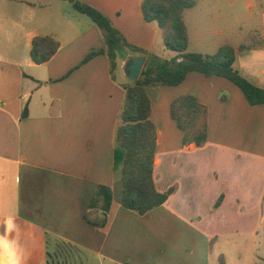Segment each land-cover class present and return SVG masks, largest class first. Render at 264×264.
Here are the masks:
<instances>
[{
	"label": "crops",
	"instance_id": "0c3cea01",
	"mask_svg": "<svg viewBox=\"0 0 264 264\" xmlns=\"http://www.w3.org/2000/svg\"><path fill=\"white\" fill-rule=\"evenodd\" d=\"M79 1L106 15L132 46L176 56L165 49L157 23L145 21L143 0ZM184 20L188 52L211 55L225 44L247 43L254 33L264 39V0H197ZM78 23L56 0H0V32L14 39L9 30H15L26 45L15 57L0 48V236L5 220L15 217L11 239L43 257L54 241L110 264H247L252 246L246 241L264 229V104L251 106L231 81L198 73L151 91L155 186L174 192L144 215L126 209L114 151L131 83L122 70L127 57L118 60L114 76L104 54L73 70L105 47L93 21ZM38 36L60 43L44 64L30 57ZM235 68L264 89V47L239 52ZM188 94L208 109L202 147L184 145L171 117L172 102ZM101 186L111 188L113 201L106 225L97 227L86 217L102 216L99 205L91 209Z\"/></svg>",
	"mask_w": 264,
	"mask_h": 264
},
{
	"label": "trees",
	"instance_id": "16d2710c",
	"mask_svg": "<svg viewBox=\"0 0 264 264\" xmlns=\"http://www.w3.org/2000/svg\"><path fill=\"white\" fill-rule=\"evenodd\" d=\"M70 2L81 14L88 16L100 29L105 47L91 51L73 70L90 62L96 56L107 55L110 72L114 76L119 67L118 50L126 48L133 54L146 56L144 68L136 82L125 86L126 96L119 116L115 137L114 169L122 182L120 203L126 209L144 215L162 206L174 192L157 191L154 181V163L157 151V127L151 119V91L162 86H179L191 73L209 78H225L243 92L251 106L264 104V89H261L235 68L239 52L259 50L264 47V39L259 33L251 35L247 43L237 48L231 44L221 46L215 54L188 52L189 33L184 20L185 12L197 4V0H143L141 10L148 23H157L163 31V44L166 50L176 53L165 59L149 53L127 42L112 21L99 10L79 0ZM60 48V43L50 36H38L32 41L30 57L36 64L50 61ZM172 119L183 132V144L204 146L208 141V109L194 94L176 98L170 109ZM27 116V108L23 117ZM113 201L111 188H98L91 209L100 208L101 217L87 220L104 227ZM222 198L217 202L220 205Z\"/></svg>",
	"mask_w": 264,
	"mask_h": 264
},
{
	"label": "rangeland",
	"instance_id": "374dc122",
	"mask_svg": "<svg viewBox=\"0 0 264 264\" xmlns=\"http://www.w3.org/2000/svg\"><path fill=\"white\" fill-rule=\"evenodd\" d=\"M56 3L57 5L63 6L65 14H68L73 22H80L78 23V27L80 26V28H82L86 22L92 23V20L88 16L79 13L70 2L56 0ZM9 32L12 34L14 33V39L4 31L0 32V48L11 57H15L25 52L26 45L25 41H19V36L16 34L15 30L10 29ZM127 53V49L121 47L117 52L118 60L120 61L126 58ZM246 244L252 246V251L249 249L244 254V259L247 264H264V229L253 242L250 237H248ZM47 253H49V255L47 254L43 257L42 253L36 252L35 247L27 249L26 246H23V264H47L46 261H48L49 264H110L108 262L103 263V260L95 254L81 252L78 249L62 243L56 244L54 241H49ZM225 253L229 258L235 259V257H232L234 255L233 253L228 251Z\"/></svg>",
	"mask_w": 264,
	"mask_h": 264
},
{
	"label": "clouds",
	"instance_id": "9594fccd",
	"mask_svg": "<svg viewBox=\"0 0 264 264\" xmlns=\"http://www.w3.org/2000/svg\"><path fill=\"white\" fill-rule=\"evenodd\" d=\"M14 220L15 217L5 220V235L0 236V264H23L24 261L23 250L11 239V234L17 227Z\"/></svg>",
	"mask_w": 264,
	"mask_h": 264
},
{
	"label": "water",
	"instance_id": "95a60500",
	"mask_svg": "<svg viewBox=\"0 0 264 264\" xmlns=\"http://www.w3.org/2000/svg\"><path fill=\"white\" fill-rule=\"evenodd\" d=\"M146 56L143 54H131L127 56L122 65V70L129 82H136L144 68Z\"/></svg>",
	"mask_w": 264,
	"mask_h": 264
}]
</instances>
